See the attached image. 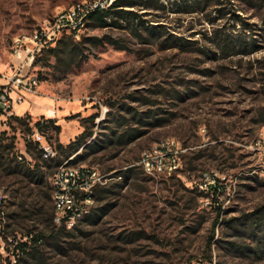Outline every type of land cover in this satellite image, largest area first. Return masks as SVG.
Segmentation results:
<instances>
[{"label": "rangeland", "instance_id": "1", "mask_svg": "<svg viewBox=\"0 0 264 264\" xmlns=\"http://www.w3.org/2000/svg\"><path fill=\"white\" fill-rule=\"evenodd\" d=\"M83 1L0 0L2 64L15 37ZM124 8L134 14L113 12L107 25L86 24L44 49L36 93L0 116V246L42 231L16 264H264V169L251 148L264 130V0ZM47 97L54 117L38 111ZM35 127L55 155L43 159L27 140L31 161H16ZM167 139L181 149L179 169L145 173L142 152ZM65 160L99 180L88 212L59 231L50 178Z\"/></svg>", "mask_w": 264, "mask_h": 264}, {"label": "built area", "instance_id": "2", "mask_svg": "<svg viewBox=\"0 0 264 264\" xmlns=\"http://www.w3.org/2000/svg\"><path fill=\"white\" fill-rule=\"evenodd\" d=\"M113 0H87L78 2L70 8L48 18L28 35L17 36L8 49L0 84V116L15 115L14 106L22 103L26 94H35L39 79L33 72V65L38 55L46 48L54 46L64 34H76L87 23L89 15L95 10L107 8ZM55 108L48 111L49 117L55 115ZM37 127L27 135L23 149H15V155L20 161H31L27 151V140H33L41 152L43 159L55 155V148L44 138ZM251 148L259 154L261 167L264 169V130H262ZM180 148L174 139H167L156 143L150 149L142 152L139 164L143 171L150 175L171 173L180 167ZM162 152V153H161ZM158 154V155H157ZM99 177L95 170L86 166H74L63 161L50 178L51 197L53 202L52 221L55 226L71 228L87 212L93 200V189ZM215 178L209 179L205 185L212 186ZM7 194L0 190V232L5 222V205ZM32 235L23 238H9L10 250L6 251L4 244L0 246V264H16L23 257L32 244ZM26 242V246L20 244ZM43 238L37 239L35 244H42Z\"/></svg>", "mask_w": 264, "mask_h": 264}, {"label": "trees", "instance_id": "3", "mask_svg": "<svg viewBox=\"0 0 264 264\" xmlns=\"http://www.w3.org/2000/svg\"><path fill=\"white\" fill-rule=\"evenodd\" d=\"M133 1L134 0H113L112 3L107 8L102 9V10H95V11H93L89 15L88 21H87L86 24H88V25H95V26H105V25H107V17L110 14H112L113 12H117V11L120 12V13H124V14H134L132 12V10L125 9L124 8V6H131V4L133 3ZM149 33H153V32L149 31ZM64 38L65 37H61L58 40V43L59 42H62L64 40ZM93 39L94 40H98V38H96V37H94ZM99 40H101V39H99ZM165 40H166V38H165ZM173 43H175V42L173 41ZM58 49H59L58 46L50 48V50L53 51V52H55L56 55L58 54V51H57ZM15 117H16V119H22L21 116H15ZM46 120H47L48 125H50V126L52 125L56 129L57 132L59 131L60 126L55 123V119H53V118H47ZM41 125L42 124L40 122H37L36 123V126H39L40 127ZM85 134L86 133L84 131L82 133H80L75 140L69 142L65 146L63 152L65 154H69L70 155L71 153L74 152V150H77L79 148V146L82 144V142H83V140L85 138ZM119 140H121V136L119 137ZM28 149H29V147H27V151H28ZM13 158L16 161H18V162L25 163V161L17 160L16 155H14ZM34 171L35 170L33 169L32 172L36 174L38 172V169H37L36 172H34ZM210 187H213V186H210ZM50 188H51V186H50ZM59 227H60V230L59 231H62L64 229V226H59ZM30 234L32 235V237H31V244H32V246L31 247L40 246L41 244H35V242L37 241L38 238H40V237L43 238L44 233L41 231V232H39L37 234V233H33L31 231V232H29L26 235H30ZM20 246H22V247L26 246V242H22L20 244Z\"/></svg>", "mask_w": 264, "mask_h": 264}, {"label": "crops", "instance_id": "4", "mask_svg": "<svg viewBox=\"0 0 264 264\" xmlns=\"http://www.w3.org/2000/svg\"><path fill=\"white\" fill-rule=\"evenodd\" d=\"M2 67H3V65H1ZM4 82V79L1 77L0 78V84L1 83H3ZM45 101H48V105L47 106H45V105H43V106H40V109L38 110L39 112H41V113H43V114H47V116L49 117V113H48V111L52 108H55L54 106H53V99L52 98H49V97H47V98H45L44 99ZM24 102V101H23ZM22 102V103H23ZM22 103H20V104H22ZM50 104V105H49ZM14 112H15V106H14ZM26 113V112H25ZM24 113V114H25ZM55 113H56V111H55ZM15 115H16V113H15ZM17 116H21V115H17ZM55 116V115H54ZM53 116V117H54Z\"/></svg>", "mask_w": 264, "mask_h": 264}, {"label": "bare ground", "instance_id": "5", "mask_svg": "<svg viewBox=\"0 0 264 264\" xmlns=\"http://www.w3.org/2000/svg\"><path fill=\"white\" fill-rule=\"evenodd\" d=\"M53 109L51 108L50 111H52Z\"/></svg>", "mask_w": 264, "mask_h": 264}]
</instances>
